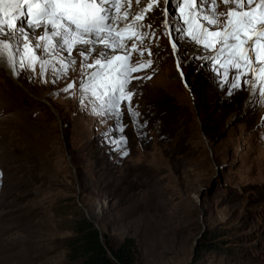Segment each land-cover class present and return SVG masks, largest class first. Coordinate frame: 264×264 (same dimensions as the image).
I'll return each mask as SVG.
<instances>
[{
	"label": "rangeland",
	"instance_id": "374dc122",
	"mask_svg": "<svg viewBox=\"0 0 264 264\" xmlns=\"http://www.w3.org/2000/svg\"><path fill=\"white\" fill-rule=\"evenodd\" d=\"M168 9L173 33L156 31L151 57L132 55L153 61L132 73L151 79L128 86L139 123L147 121L142 128L126 100L122 133L112 131L114 118L86 110L92 87L82 95L81 80L103 72L94 82L101 92L98 86L116 75L97 71L95 58L86 69L75 58L55 89L76 86L58 96L50 95V72L48 83L40 71L32 74L35 82L22 73L27 87H21L0 67V101L16 86L34 104L0 105V264H77L68 246L80 215L115 245L134 237L136 264H264V87L258 80L251 91L253 80L244 77L239 89L223 83L214 70L229 67L228 53L220 63L195 58L178 67L171 44L173 35L182 36L178 43L187 35L181 18L187 9L182 14L172 0ZM149 14L145 23L164 20L155 8ZM198 49L189 56L197 57ZM106 132L126 137V156Z\"/></svg>",
	"mask_w": 264,
	"mask_h": 264
},
{
	"label": "snow or ice",
	"instance_id": "6c2138e0",
	"mask_svg": "<svg viewBox=\"0 0 264 264\" xmlns=\"http://www.w3.org/2000/svg\"><path fill=\"white\" fill-rule=\"evenodd\" d=\"M118 2L0 0V60L11 66L17 75L23 70L34 74L38 66L43 83H48L50 72L54 88L50 94L52 96H58L61 92L71 93L76 86V82L72 81L65 84L63 89H55V85L62 77H66L67 71L76 63L71 55L74 48L85 69L92 67L88 63L92 56L96 57L95 64L103 62L105 67L124 60V63L116 65V75L98 86L101 92L95 90L94 82L104 73L97 72L92 73L88 81L81 80V93L84 95L85 90L92 87L86 110L92 111L94 115L114 118L116 125L113 132L122 133L124 130L120 106L125 100L137 127L142 128L147 121L144 125L139 123L140 114L131 108L130 103L134 92L128 86L133 79H151V76H133L132 73L151 67L153 61H133L132 55L141 58L146 52L149 57L153 55L150 44L157 33L153 23L144 22L145 16L154 8L159 10L164 16L162 27L169 29V0H144V8L140 7L141 0H125L126 7L119 14ZM172 4L182 14L187 9V15L181 17L187 35L182 43H172V55L177 58L178 67L181 62L187 63L189 59L195 58L220 63V58L228 53L232 61L229 67L223 72L214 70L223 83L230 84L232 89H239L242 77L250 79L255 76L260 81L258 87H264V0H259L258 4L257 0H172ZM221 4L226 6L224 11H220ZM193 21L195 28L192 27ZM123 33H130L126 41L121 39ZM165 34L170 35L171 32ZM187 37L191 38L194 46H202L197 57L189 56ZM213 41L220 45L218 49L214 47ZM97 44L104 46L100 52L95 50ZM203 49L213 50L216 54L205 57L200 54ZM53 57L58 58L55 64L52 62ZM30 78L35 82V75ZM259 95L264 97V92ZM93 103L96 104L95 108L92 107ZM105 135L116 151L125 156L128 154L125 149L126 137L113 136L109 132Z\"/></svg>",
	"mask_w": 264,
	"mask_h": 264
},
{
	"label": "trees",
	"instance_id": "16d2710c",
	"mask_svg": "<svg viewBox=\"0 0 264 264\" xmlns=\"http://www.w3.org/2000/svg\"><path fill=\"white\" fill-rule=\"evenodd\" d=\"M75 235L69 242L68 258L77 264H136L139 254L137 240L128 236L115 245L93 221L80 215L74 225Z\"/></svg>",
	"mask_w": 264,
	"mask_h": 264
},
{
	"label": "bare ground",
	"instance_id": "6f19581e",
	"mask_svg": "<svg viewBox=\"0 0 264 264\" xmlns=\"http://www.w3.org/2000/svg\"><path fill=\"white\" fill-rule=\"evenodd\" d=\"M259 3V0H257V4ZM125 4V0H122L121 2H118V4H117V13L119 14V12L120 11H122V10H124V8L126 7V5L125 6H123ZM141 8H144L145 7V5H144V0H141V6H140ZM132 8L134 9V8H136V6H135V4L134 5H132ZM157 13H158V15H159V12L157 11ZM150 16V14H149V12H147L146 13V17L147 16ZM152 16V15H151ZM154 16H155V14H154ZM145 17V18H146ZM149 19V18H148ZM146 20V19H145ZM153 21V25H155L154 26V28L156 29V31H162V30H167V29H165V28H163L162 27V23H160V24H155L156 23V19H153L152 20ZM175 20L174 19H172V18H170V23L171 22H174ZM17 24L19 25V22H17ZM192 27L193 28H195V22L193 21V25H192ZM178 29H180V28H178ZM7 30V29H6ZM173 31V27L171 26V28H170V32H172ZM173 33V32H172ZM41 34H43L42 32H41ZM174 36V40L176 41V43H178V41H180V37H182V36H179V34H176V35H173ZM122 38V37H121ZM124 39V38H123ZM155 39V38H154ZM182 39V38H181ZM125 41H126V38H125ZM145 44H148V41H145ZM152 44H153V40L151 41V44H150V47H152ZM179 44V43H178ZM79 46H77V48H78ZM103 45L102 44H97L96 45V52H100L102 49H103ZM171 47H172V44H171ZM186 47H187V49H188V52H192V50L194 49V50H197L198 48L197 47H199V49L202 47V46H200V45H196V46H194V44H193V42L191 41V38L190 37H188V43H187V45H186ZM198 49V50H199ZM207 49H203V51L202 52H205ZM201 52V53H202ZM198 54V51L195 53V55H197ZM71 55L73 56V58H76V59H79L80 61H82V59L77 55V51H76V48H74L73 49V51H72V53H71ZM96 59V57L95 56H92V57H90L89 58V60H92V59ZM88 60V61H89ZM159 61V60H158ZM124 62V60H121V61H118V62H116V63H114L113 65H110V66H107V67H105L104 66V64H102L101 63V65H100V67H98V69H97V71H100L99 69H106V70H110V69H115L116 68V65L117 64H122ZM161 62V61H160ZM161 64V63H160ZM165 64V63H164ZM182 64V63H181ZM0 67L1 68H3L7 73H8V75H10V76H12V77H14L16 80V82H17V84L19 85V86H23V87H27L26 86V83L20 78L19 79V76H21V74L22 73H25V74H27L29 77H31L32 76V74L33 73H30L29 71H27V70H23V71H19V75H17L16 74V71L15 70H13V68L11 67V66H9L4 60H0ZM156 67V66H155ZM84 69V68H83ZM178 69V71H180L181 72V68H177ZM39 71H40V69L38 68V66H37V69H36V74L37 73H39ZM96 71V72H97ZM68 73V72H67ZM51 79H52V76H51V73H50V78H49V81H51ZM251 79L253 80L252 81V83H250V87H252V89H250L251 91L253 90H255V87H256V84H257V79H256V77L255 76H252L251 77ZM8 85V84H7ZM13 85V87H14V84H12ZM28 88L30 89V86L28 85ZM13 90L15 91V94L12 96V97H10V98H6V99H2V101H0V105H2V107L1 108H6V109H8V108H11V107H21V106H27V105H34V104H32L33 102H32V100H30V99H28V98H26V97H24L23 95H22V92H21V90H20V88L19 87H14L13 88ZM14 93V92H13ZM253 94V93H252ZM19 96V98H17V96ZM10 99V100H9ZM36 105L37 106H39V103H36Z\"/></svg>",
	"mask_w": 264,
	"mask_h": 264
}]
</instances>
